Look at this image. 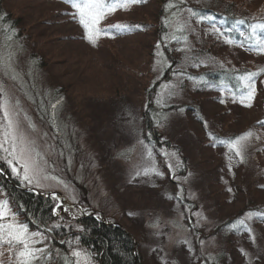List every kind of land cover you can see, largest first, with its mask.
Returning <instances> with one entry per match:
<instances>
[{
  "label": "rangeland",
  "instance_id": "obj_1",
  "mask_svg": "<svg viewBox=\"0 0 264 264\" xmlns=\"http://www.w3.org/2000/svg\"><path fill=\"white\" fill-rule=\"evenodd\" d=\"M155 1L132 6L128 11L117 9L119 12L105 17L104 24L147 22L153 25ZM183 1L188 4V10L190 6L200 7L205 1L218 10L228 5L232 12L243 16L264 18V0ZM66 10L63 4L52 0H0V14H9L18 21L12 26L13 39L7 41L3 29L11 25L0 19V54L5 51L14 54L22 78L7 81L9 100L13 105L19 100L15 119L35 141V149L48 161L47 164L41 162L43 172L32 183L15 175L5 160L0 163L24 190L51 199L52 211L58 216L43 233L29 232L42 234L32 237L38 243L31 246L44 249L31 264H53L49 258L51 250L64 261L68 259L67 254L74 264L77 261L97 264L94 254L84 249L75 235L76 229H80L76 220L88 216L125 230L133 238L141 264H202L204 259L211 260L225 247L223 264L264 262L263 225L255 229L259 239L254 244V248L258 245L256 250L249 238L245 242L224 232L219 233V237L210 236L219 222L217 217L223 220L232 207L222 202L221 197L241 192L239 182L245 176L261 180L264 153L261 158L253 154L243 166L241 158L226 145L219 144V139H213L204 127L205 124L215 127L212 131L215 134L240 135L242 127L250 120L251 126L258 129V119L264 115L259 100L257 106L246 108L240 102V107H233L231 99L217 101L207 94L201 97L193 94L186 90L188 84L179 92L176 84L161 81L154 60L142 56L148 55L151 49L148 43L154 41L152 28L143 30L141 35L135 36L136 40L96 39L100 43L97 46L84 38V30L63 15ZM50 22L54 25L43 27ZM192 23L197 36L193 41L195 46L207 48L216 67L224 65L250 72L263 68L264 54L250 52L243 45H240L241 51L227 37L228 44L220 42L215 28L198 20ZM37 25L42 27L38 31L33 28ZM141 39L145 43L139 41ZM39 60L43 65L37 64ZM201 68L198 66L196 70ZM0 79L6 78L0 76ZM155 81L161 82L157 88H152L149 97L157 107L164 109V113L159 112L160 117L155 118L159 119L162 138L175 146L172 149L163 146L155 150L141 143L138 107L147 98L145 89ZM254 82L261 87L264 74L255 76ZM181 103L198 105L199 116L211 118L212 123L206 119L200 124L192 116L196 114L190 106L188 110L175 106ZM165 106L174 110L168 112ZM29 124L34 125V129H29ZM250 138L244 142L243 155L248 148L250 151L251 147L264 145L262 130L254 132ZM153 162L160 175L150 172L136 176L137 171L143 172ZM219 189L223 193H217ZM253 191L264 197V190L255 188ZM2 198L0 193V200ZM61 229L65 232L60 235ZM51 239L58 240L61 248L50 245ZM19 249L20 246H16L10 251L8 245L0 244V262L20 264L15 255ZM73 251L80 252L81 256H73Z\"/></svg>",
  "mask_w": 264,
  "mask_h": 264
},
{
  "label": "trees",
  "instance_id": "obj_2",
  "mask_svg": "<svg viewBox=\"0 0 264 264\" xmlns=\"http://www.w3.org/2000/svg\"><path fill=\"white\" fill-rule=\"evenodd\" d=\"M52 1L63 4L67 9L63 15L67 16L77 28L84 30L78 19L73 18L72 14L75 13V9H73L70 4L65 3L64 0ZM149 1L150 0H147L146 3H142V6L146 5ZM170 2L175 4L176 7L168 8V4ZM155 4L157 7L152 13L153 16H151V22H153V25L147 22H141L140 24L119 23L132 26L141 25L143 27L133 28L130 31H118L117 29L111 27L115 24H104V18L100 22L99 27L107 29L108 34L101 35L98 40L101 39L111 42H119L123 41L124 39H135V36L141 35L143 30L147 31L152 28L154 41L151 44L148 43L151 48L150 52L148 55H142L143 53L141 55L143 57L148 56L156 62L161 76V81H164L166 84H176L179 88V92H182L188 84L189 88L186 87V90H190L195 95L201 97L207 94L210 95L212 100L217 99V101H219L220 98L223 100L231 99L233 100L231 101L233 102V107H240V98L246 89L243 88L239 78L250 72L249 69L237 70L233 67H226L224 65L216 67V63L214 62L213 58L210 56V54H208L209 50L207 48L203 49L204 47L198 48L195 46L193 41L197 36L196 31H193L194 29L192 27V21L198 20L199 23L206 24L209 27L211 26L213 29L215 28L214 30H217L216 36L219 38L220 42L222 41L226 44L227 40L232 41L234 47L238 48L239 50H241L240 45H243L246 50L255 53L251 49L253 48L257 39L264 38V29L257 27L255 30H253L251 26L258 23H264V18H249V16H243L239 13L232 12V9L228 5L223 7L221 10H218L214 8L212 3L205 1L200 7L190 6L189 9H191L192 12L188 11V4L183 0H156ZM132 6L136 5H130L127 9L123 10L128 11V9ZM116 12L119 11L116 10ZM173 13H175V15H173ZM0 15H3V19L1 20L10 24L11 27L18 24L17 18L12 19L9 14ZM108 15L109 14H107L106 17ZM239 20H243L244 23H237ZM53 25L54 23L52 24L50 22L48 25H43V27L50 28ZM33 28H35L34 30L38 31L42 27L37 25ZM226 37L228 38L227 40H225ZM139 41L145 43L142 39ZM217 42L219 43L218 40H216V43ZM95 45L98 46L100 43L97 41L95 42ZM110 58L113 59V57ZM37 64L39 66L43 65V61L39 60ZM198 66L199 68L200 66L202 68L196 70ZM260 69H258V71ZM259 73L264 74V72ZM253 80H255V77H253ZM161 81H155L153 85L145 89L147 98H145V101L138 107L140 108L141 112L140 115L137 116V119L140 120V131L142 134L141 140H143L144 144L147 146L146 148H154L155 150L163 146L166 149H172L175 147L173 144L169 143L167 139L162 138L164 134L159 128V119L157 118L160 116L158 113H164V109L160 106L157 107L156 103H154L152 98L149 97L152 96V88H157V85H159L158 82ZM255 88L256 94L254 99L251 101L252 106H257V100H259V103L264 109V82L262 83L261 87H257L255 85ZM225 91L230 93V96L226 94ZM217 95L219 96L217 97ZM181 104L175 106H179L178 108L183 109L186 108L184 110H188L190 106L189 104L191 103H188V105L185 103ZM190 107L191 111H194L197 116L200 115L197 111L198 105ZM166 110L171 112L174 109L173 107L169 106L168 108L166 107ZM196 115L192 116H194V119L200 122V124L204 123V120L207 119H203L201 116L197 117ZM258 121H264V115L261 116ZM192 122L195 121L192 120ZM208 122L212 123L211 118H209ZM250 123L251 122L249 120L247 125L242 127L244 129L241 130V134L247 132L248 130H251L253 134L254 132H259L260 130L264 132V130L261 129L264 127H262L260 124L258 131V129L253 128L251 126L252 124ZM254 129L257 130L253 131ZM205 130L208 134H211L213 139L226 140L229 137L235 138L239 136L238 134L235 135L232 133H212V131L215 130V127L210 126V124L205 127ZM250 139L251 138L249 137L248 140ZM248 151L249 148L246 150V154L243 155L245 158L242 162L243 166L246 160L253 154H257V156L261 158L262 152L264 153V145L251 147L249 155ZM182 159L187 160V157H182ZM216 168H218V166H216ZM259 174V178L261 179L260 181H258L257 178L245 176V179L239 182L241 184V192H235L230 197H221L222 202H228L229 206L232 207L223 220H220L216 216L219 222L210 233V236L219 237V233L221 234L224 232L227 235L238 236L244 241L246 238L251 240L249 237V232L245 228L246 226L247 228L252 229V233L256 238V242L259 240L258 236H256L255 229L259 226H264V218L258 215H253L252 218L249 219L246 215L250 212L254 214L264 212V197L262 198L261 196H257L255 194L257 191H253L255 188L264 190V174ZM219 192L223 193V190L221 191V189H219L217 193ZM0 193L3 197L0 201L8 202L10 211L15 213V220L26 224L29 232L37 230L43 233L49 224H52L56 219H58V216H56L52 211L54 204L51 199L43 197L40 198V195L38 194H35L31 191H25L20 186L18 180L11 176L3 163H0ZM188 203L189 202L187 201V203L184 204L187 205ZM241 219L245 221V225L238 226L235 230H233L231 225L236 224L237 221ZM76 221L80 228L76 229L75 231V235L77 236L76 238H78V242L84 249L94 254L93 256L95 257L94 259L97 264H141V257H139V254L135 252L134 249L133 238L129 236L125 230L113 225H104L98 219L92 216L78 218ZM191 225L192 224L189 223V226ZM61 231L60 235L64 234L65 230L61 229ZM195 232L196 231L192 232L193 235H195ZM69 233H67V235ZM52 243L59 247V249L61 248L58 240L51 239L49 244L52 245ZM257 247L258 245L254 248V244L252 246L254 250H256ZM225 248L219 249L216 252L217 254L212 257L211 260L208 261L207 258L204 259L202 264H223V252L226 251ZM52 252V250L49 252V258H52L53 264H74L72 258L67 254L66 256L68 259L64 261L62 256L58 257L59 255L57 253L53 255ZM62 252L64 251L62 250ZM249 256L250 255L248 254V257ZM259 264H264V262Z\"/></svg>",
  "mask_w": 264,
  "mask_h": 264
},
{
  "label": "snow or ice",
  "instance_id": "obj_3",
  "mask_svg": "<svg viewBox=\"0 0 264 264\" xmlns=\"http://www.w3.org/2000/svg\"><path fill=\"white\" fill-rule=\"evenodd\" d=\"M64 2L70 4L71 7L75 9V13L72 15L74 19H78L80 25L84 28V38L95 45L96 39L101 35L108 34L107 29L99 27L100 22L107 14L115 12L118 8L127 9L130 5L146 3L147 0H64ZM175 7L176 5L171 2L168 4V8ZM188 11L192 12L191 9ZM173 15H175V13H173ZM0 19H3V15H0ZM237 23L243 24L244 21L239 20ZM111 27L118 31H130L133 28H142L143 26L116 24ZM251 27L253 30L257 27L264 29V23L254 24ZM3 33L5 34V39L11 41L15 29L10 26L5 27ZM251 50L256 52V54H264V38L257 39ZM259 72H264V68L260 69L258 72H248L239 78L243 88L246 89L240 98V102L246 107H252L251 101L256 94L253 77L259 75ZM0 76L6 78L0 79V113L3 115V122L0 123V160H5L6 163L11 166L12 172L23 181L32 183L33 179L40 176L43 172L41 162L47 164L48 161L35 149V141L29 138L15 119V108L19 105V100L15 102V105L10 103L6 84L8 80L19 81L22 78L17 68L16 58L12 52L5 51L3 54H0ZM220 102L224 103L223 100ZM52 107L55 108L56 105L53 104ZM257 123L264 127V121H258ZM205 127H207V124H205ZM28 128L34 129V125L29 124ZM209 135L211 136V134ZM252 135L253 132L248 130L235 138L229 137L226 140H218V143L226 145L229 151L234 152L235 156L240 157L241 162H243L244 142ZM256 138L260 139L259 136ZM141 143L143 144V141H141ZM213 146H215V144ZM145 147L147 146L145 145ZM33 153H35L34 156L32 155ZM172 155L175 156L176 153H172ZM149 156H151L150 151ZM17 165H19V169ZM169 167L172 166L170 165ZM21 170L23 172L22 176H20ZM150 172H155L156 175H160L155 169L154 162L151 167L145 168L143 172L137 171L136 176L142 174L148 175ZM44 178L47 179L48 177L45 176ZM53 179H55V177H53ZM228 191L231 192L232 189L229 188ZM129 215H132V213H129ZM246 215L249 219H251L253 215L264 218V212L255 214L250 212ZM9 217L12 219L9 220ZM244 225L245 221L241 219L238 220L236 224L231 225V228L235 230L238 226ZM245 228L249 232V237L253 244H255L256 238L252 233V229L246 226ZM38 235L42 234L29 233L26 224L15 220V213L10 211L7 201H0V244L8 245L10 251L16 246H20L19 251L15 254L20 260V264H31L32 260L39 259L38 253H43L44 249L31 246L32 244L38 243V241L32 239V237ZM244 254L247 255L246 253ZM73 256L80 257L81 253L73 251ZM0 264H3V262H0ZM77 264H79V261H77Z\"/></svg>",
  "mask_w": 264,
  "mask_h": 264
},
{
  "label": "water",
  "instance_id": "obj_4",
  "mask_svg": "<svg viewBox=\"0 0 264 264\" xmlns=\"http://www.w3.org/2000/svg\"><path fill=\"white\" fill-rule=\"evenodd\" d=\"M26 191H28L29 189H25ZM60 197V196H59ZM62 198V197H61ZM92 214H97L96 212H94V213H92ZM92 214H90V215H92ZM101 216H103V215H101Z\"/></svg>",
  "mask_w": 264,
  "mask_h": 264
}]
</instances>
